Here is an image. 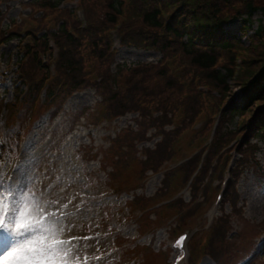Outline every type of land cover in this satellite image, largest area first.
<instances>
[{
	"label": "rangeland",
	"instance_id": "374dc122",
	"mask_svg": "<svg viewBox=\"0 0 264 264\" xmlns=\"http://www.w3.org/2000/svg\"><path fill=\"white\" fill-rule=\"evenodd\" d=\"M0 11L5 12L6 19L11 21H16L20 14L27 12L23 11L20 6H16V3L11 4L10 7H0ZM253 20L255 24L250 33L257 29L258 21H264V16L257 14ZM241 23V21H237L230 26L228 34L243 37L240 35ZM4 24H6L5 21L0 23V31L3 30ZM14 51L13 47H9L6 52L0 54L1 72L16 67L17 56ZM154 55L153 53L149 54L126 48L120 52L118 61L143 62L149 58L154 59L156 57ZM99 100L91 91L87 90L84 95L75 97L68 103L60 104L58 107L60 110L56 117L51 118L50 115L46 116V114L45 118L40 119V114L31 113L30 115L29 112L23 118V133L20 139L26 137L22 151L15 160L19 163L17 179L30 178L31 186L28 190L25 207L17 220L30 216L35 219V223L32 228L22 233V236L25 235V237H21L18 244L34 238V232L37 234L45 233L50 240L74 233L82 236L88 234V239L92 245H82L83 249L77 246V250L84 251L86 249L84 246L91 247L93 252L103 248L106 250L105 263L100 264H171L174 259V253L171 251L174 237H171L170 229L159 228L158 223L163 221L157 219V211L150 209L162 199V196H158L157 193L161 184L162 187L164 186V183H161L162 179H156L143 190L136 191L137 194L143 193L148 196L143 198V205L134 204V200L127 201L128 197L123 195L121 199L123 205L121 208L119 207L120 209L118 208L119 211L114 209L113 213L111 210V213L108 214V228H105L104 231L109 233L111 237L107 241L101 242L97 239L98 234L90 233L91 226L97 224L102 207L106 206V200L95 199V196L110 188H115L119 182H122L125 189H127V185L134 187L139 185L141 183L139 180L149 168L143 162L146 155L143 146L149 145L140 144L137 146L136 141L134 142L128 134L122 133V137H117L121 129L133 124V119L136 116L129 115L121 120L108 121L105 114H100L96 112L95 108H91ZM85 105L89 106L90 110L84 112ZM102 106L107 107V103ZM21 109L23 108L20 107ZM6 115V110L1 109L0 133L3 140L5 131H13L19 127L13 120L5 128ZM15 117H17V113H15ZM37 120L38 122L34 126ZM32 127H35L34 132L29 136L25 135V132H30ZM171 134L170 137L177 135L176 132ZM15 140L16 136L13 142ZM163 145L165 144L163 143ZM242 154H248V151L242 148ZM170 155L171 152L167 150V159ZM258 159L264 168V148L258 154ZM261 165L259 169L254 170L252 168L246 171L236 187L237 205L232 207L235 219L233 233L237 235L240 232L241 235L232 244L233 251L229 254L231 256L228 260L229 264L232 262L233 264H241L247 254L254 255L260 241V234L258 236V233L264 228V170L261 169ZM133 166H136V171L131 176L130 171ZM12 167L13 165L9 166L8 170ZM212 180L210 189L215 194L220 181L218 176H214ZM155 194L156 197L154 198L153 195ZM76 196H80L78 204L83 201L88 202L85 209L76 208L74 213L68 217H58L59 206L63 200L69 201ZM186 200L188 201L189 197ZM96 201L99 203L97 204ZM109 201L113 202L111 199ZM143 208L146 210L139 213ZM232 209L228 204L227 206L223 205L219 216L232 211ZM187 210L186 207L178 206L174 209V212L180 217V223L178 220L175 226H172L173 230L179 232L183 228L184 231L189 229L195 231L196 227H202L204 218L207 219L208 210L199 219H194L196 214L191 215ZM138 214H144V217H147L146 221L150 224L148 227L150 230L144 234H140L144 221L136 227L140 221L137 217ZM129 216L134 218L129 220ZM115 225H117V231H120L117 233L123 234L118 236L115 233ZM88 226L90 227L87 228ZM203 229H208L207 220ZM101 235L104 237L103 234ZM113 236L118 244H112ZM209 240L207 235L202 234L199 235L197 241L194 238L189 242L191 264H196L197 260L203 259V257L205 259H203L202 264H215L208 256L199 252L198 244L202 247ZM118 249L120 252L117 253ZM255 262L252 261L251 264H264V253L257 255ZM186 263H188V258ZM95 264L99 263L96 262Z\"/></svg>",
	"mask_w": 264,
	"mask_h": 264
},
{
	"label": "trees",
	"instance_id": "16d2710c",
	"mask_svg": "<svg viewBox=\"0 0 264 264\" xmlns=\"http://www.w3.org/2000/svg\"><path fill=\"white\" fill-rule=\"evenodd\" d=\"M52 1L43 0L40 4L44 8L59 7L61 0ZM103 1L90 7V10L100 8L104 12L90 15L99 28L94 27L89 35L91 48L96 54L100 52L102 60L105 57L100 48L104 40L99 38L98 32L104 25H115L125 16L126 44L175 57L185 74L195 75L191 85H187L170 75V66L162 67L161 63L135 67L119 65L112 70L107 62L111 57L106 56V61H102L106 68L100 71L99 90H105L108 95L112 114L119 116L139 110L142 98L158 99L157 107L166 110L185 92L182 103L187 107V113L197 115L203 109L202 95L194 86L197 79L218 91L223 98L230 93V81H234L243 90V98L236 110H231L234 106L231 105L228 114L246 115L245 112L252 111L249 130L255 137L264 139V24H260L249 47L222 34L223 26L234 19L247 17L245 22L249 23L258 13L264 16V0H131V5L123 0ZM164 13L170 16L169 24L164 21ZM60 32L66 35L57 39L61 48L60 67L77 88L83 77L79 55L81 44L67 36L65 25ZM196 38L199 44L195 43ZM238 58H241V70L234 80ZM221 61H224L222 66ZM121 80L125 90L121 89ZM186 87L190 88L187 92ZM227 116L226 113L224 123L226 118L229 119Z\"/></svg>",
	"mask_w": 264,
	"mask_h": 264
},
{
	"label": "snow or ice",
	"instance_id": "6c2138e0",
	"mask_svg": "<svg viewBox=\"0 0 264 264\" xmlns=\"http://www.w3.org/2000/svg\"><path fill=\"white\" fill-rule=\"evenodd\" d=\"M35 223V219L26 216L15 222V228L18 232L24 233ZM4 230V225L0 223V231ZM57 242L50 240L45 233H35L34 238L22 242L3 254H0V264H64V259H57V256L63 257L56 247Z\"/></svg>",
	"mask_w": 264,
	"mask_h": 264
}]
</instances>
